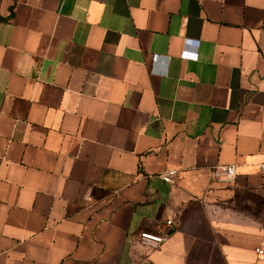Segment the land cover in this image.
<instances>
[{"label":"crops","instance_id":"crops-1","mask_svg":"<svg viewBox=\"0 0 264 264\" xmlns=\"http://www.w3.org/2000/svg\"><path fill=\"white\" fill-rule=\"evenodd\" d=\"M263 163L264 0H0V264H264Z\"/></svg>","mask_w":264,"mask_h":264},{"label":"built area","instance_id":"built-area-1","mask_svg":"<svg viewBox=\"0 0 264 264\" xmlns=\"http://www.w3.org/2000/svg\"><path fill=\"white\" fill-rule=\"evenodd\" d=\"M186 44L194 43L197 47L199 46L200 41L193 39H186ZM181 59L189 60L198 59V55L196 53L190 54L187 51H183L180 55ZM261 172L264 174V163L261 165ZM177 175V171L174 169L168 170L162 173L161 178L167 183H173L174 178ZM237 175V167L236 165H218L212 169V178L217 182H232L235 180ZM167 224L171 225L172 220H167ZM167 237L165 235L154 234L150 232H141L139 235V242L147 247L156 249L159 248L165 241ZM260 254L263 252L261 250L258 251Z\"/></svg>","mask_w":264,"mask_h":264}]
</instances>
